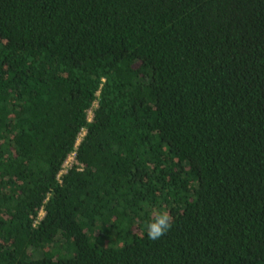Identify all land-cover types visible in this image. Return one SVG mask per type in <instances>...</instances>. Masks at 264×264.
Wrapping results in <instances>:
<instances>
[{"label": "trees", "instance_id": "trees-1", "mask_svg": "<svg viewBox=\"0 0 264 264\" xmlns=\"http://www.w3.org/2000/svg\"><path fill=\"white\" fill-rule=\"evenodd\" d=\"M0 264H264V0H0Z\"/></svg>", "mask_w": 264, "mask_h": 264}, {"label": "clouds", "instance_id": "clouds-1", "mask_svg": "<svg viewBox=\"0 0 264 264\" xmlns=\"http://www.w3.org/2000/svg\"><path fill=\"white\" fill-rule=\"evenodd\" d=\"M173 225L174 218L169 211L155 209L145 225L147 238L152 241L159 240L172 229Z\"/></svg>", "mask_w": 264, "mask_h": 264}, {"label": "built area", "instance_id": "built-area-1", "mask_svg": "<svg viewBox=\"0 0 264 264\" xmlns=\"http://www.w3.org/2000/svg\"><path fill=\"white\" fill-rule=\"evenodd\" d=\"M91 115H92V113H91ZM84 134H85V132H82V133L80 134V137H79V139H78V144H79V142L81 141V139H82V137H83ZM74 164H78V162H77V160H76V153H75V152H73L72 155H71V156L68 158V160L65 162V164H64V166H63V168H62V170L60 171V173H59V175H58V180H60V178H61L64 174H66L67 171H68V169L72 168V166H73ZM44 215H45L44 211H41L40 216L38 217V220H37V221H39Z\"/></svg>", "mask_w": 264, "mask_h": 264}]
</instances>
